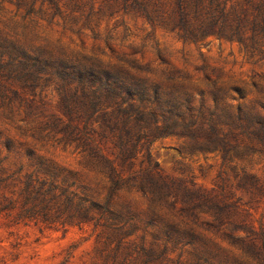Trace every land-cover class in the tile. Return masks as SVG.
<instances>
[{"label": "trees", "instance_id": "1", "mask_svg": "<svg viewBox=\"0 0 264 264\" xmlns=\"http://www.w3.org/2000/svg\"><path fill=\"white\" fill-rule=\"evenodd\" d=\"M1 1L24 10L21 29L32 15L45 17L47 22L58 16L74 23L77 14L87 12V20L105 7L111 14L115 8L145 11L141 0H100L96 10L92 0ZM230 1L172 0L169 10L161 7L158 15L144 12V17L150 23L156 20L170 26L183 40L215 35L237 41L248 57L259 55L263 59L264 2L247 1L249 11L228 5ZM21 35L23 32L0 28V103H27L15 83L34 88L40 82L54 81L65 118L49 119L42 129L60 135L59 142L90 158L105 187L103 197L89 198L68 188L58 191L52 183L44 187L45 181L35 185L28 175L21 203L24 211L31 210L32 217L43 221L91 222L105 230L109 244L115 240L113 250L120 248L123 236L135 233L141 223L139 252L146 257L154 254L155 243L160 241V257L167 244H172L180 251L174 264H264V223L255 218L264 196V180L245 171L236 174L235 188L247 195L243 200L222 187L206 189L162 175L149 150L154 139L175 136L190 150L216 152L223 160L264 154V104L258 102L255 111H243L241 104L233 110L220 108L217 102L208 106L202 99L196 104L194 96L170 87L176 81L174 76H164V85L153 69L127 55L117 62L90 56L58 58L44 47L25 46ZM81 112L85 116L79 126ZM108 142L113 145L115 159L104 153ZM139 156L140 168L134 170ZM124 166H128L127 175ZM132 193L145 204L143 221L128 202L118 208L114 205L121 194ZM10 207L14 206L1 209ZM149 229L153 238L146 245ZM211 235L219 236L228 247L210 241L215 238ZM185 248L192 250L190 263L181 260Z\"/></svg>", "mask_w": 264, "mask_h": 264}, {"label": "rangeland", "instance_id": "2", "mask_svg": "<svg viewBox=\"0 0 264 264\" xmlns=\"http://www.w3.org/2000/svg\"><path fill=\"white\" fill-rule=\"evenodd\" d=\"M92 1L96 10L100 0ZM247 1L264 2L231 0L228 5L236 4L250 11ZM141 2L145 11L123 12L115 8L112 15L105 7L87 20V12L77 14L74 23L58 16L47 22L45 17L32 15L25 19L27 25L21 29L24 10L1 1L0 28L23 32L20 40L25 46L44 47L58 58L90 56L117 62L127 55L153 69L164 85V76H174L176 81L170 87L176 86L178 92L194 96L196 104L202 99L205 105L214 106L217 102L218 107L229 110L241 104L243 111H255L258 102L264 104V58L248 57L237 41L215 35L183 40L170 26L160 25L156 20L150 23L144 17V12L158 15L161 7L169 10L172 0ZM13 86L27 98V103L21 106L0 103V264H143L144 259H148L146 264H174L180 251L172 244H167L160 257L157 256L162 248L160 241L155 243L154 254L146 257L139 252L141 223L135 233L123 236L120 248L113 250L115 240L109 244L105 230L91 222L43 221L32 217L31 210L21 208L28 175L35 185L45 181L44 187L52 183L58 191L61 187L68 188L89 198L103 197L105 187L90 158L59 142L60 135L42 129L49 119L65 118L55 82H40L34 88L20 87L18 83ZM82 115L81 112L77 121L79 126ZM149 150L162 175L206 189L222 187L226 193L233 191L243 200H247V195L235 188L236 174L245 171L264 180V154L223 160L216 152L192 151L182 138L175 136L154 139ZM111 152L114 148L108 142L104 153L115 159L116 153ZM141 159L139 156L134 170L140 168ZM123 169L127 175L128 166ZM124 202L145 220V204L139 196L121 194L114 205L118 208ZM3 206L14 207L1 209ZM263 210L264 196L255 215L264 223ZM152 235V229L145 232L146 245L152 241ZM211 236L215 238L210 241L228 247L219 236ZM181 260L190 263L192 250L185 248ZM212 260L218 261L214 257Z\"/></svg>", "mask_w": 264, "mask_h": 264}]
</instances>
